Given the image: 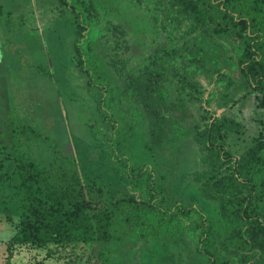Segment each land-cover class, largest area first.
Segmentation results:
<instances>
[{
    "label": "trees",
    "instance_id": "1",
    "mask_svg": "<svg viewBox=\"0 0 264 264\" xmlns=\"http://www.w3.org/2000/svg\"><path fill=\"white\" fill-rule=\"evenodd\" d=\"M59 1L75 13L79 35L73 61L90 83L79 46L87 26L70 0ZM75 1L84 18L95 17L96 10L87 0ZM135 1L147 8L150 2L151 13L161 26L187 35L198 30L183 51L171 48L166 52L169 57L180 55L182 67L164 68L156 58L135 76L126 75L124 81L128 92L140 97L148 118V150L156 151L165 141L191 137L202 152L204 168L194 174V180L200 197L214 204V218L195 204L172 199L150 165L130 164L119 151L122 139L115 137L116 124L106 115L113 134L111 159L126 175L132 192L108 196L96 177L79 174L74 158L57 144L47 167L21 154L14 156L6 178L16 180L19 221L9 244L97 242L102 264H132L144 242L184 241L194 245L205 264H264V135L259 133L235 156L224 138L242 124L209 110L212 100L219 108L237 103L248 95L238 96L246 87L261 94L264 107V0ZM221 38L235 43V56L228 53ZM115 59L111 58L112 66ZM236 68L241 81L230 72ZM198 73L215 79L221 89L206 96ZM98 89L103 99L105 89ZM169 89L175 92L174 100L168 99ZM192 100L203 103L204 113L187 126L177 124L173 116L185 118L186 101Z\"/></svg>",
    "mask_w": 264,
    "mask_h": 264
},
{
    "label": "rangeland",
    "instance_id": "2",
    "mask_svg": "<svg viewBox=\"0 0 264 264\" xmlns=\"http://www.w3.org/2000/svg\"><path fill=\"white\" fill-rule=\"evenodd\" d=\"M87 1L96 10L90 21L75 0L70 4L87 26L79 46L90 83L73 61L79 31L71 9L59 0H0V264H102L97 242L9 244L18 226L19 196L13 186L16 180L6 176L13 167L12 157L20 154L47 167L57 144L74 158L79 174L96 177L108 196L132 192L126 175L111 159L113 134L106 115L116 124L115 137L122 139L119 151L130 164L150 165L172 199L195 204L214 218V204L200 197L194 180V174L204 168L202 152L191 137L165 141L156 151L148 150V118L140 97L128 92L124 81L126 75L135 76L156 58L164 68L182 67L180 55L169 57L166 52L171 48L183 51L198 30L187 35L161 26L151 13L150 2L147 8L135 0ZM219 40L235 56V43ZM111 58H117L115 66ZM230 72L241 81L237 68ZM196 78L206 96L221 89L203 73ZM98 86L105 89L103 99ZM243 92L248 95L235 104L219 108L212 100L209 106L215 115L225 114L242 124L224 138L235 156L259 133L264 135L261 94L246 87L238 96ZM174 95L169 89L168 99L174 100ZM186 107L185 118L173 116L181 126L198 119L205 108L196 100L186 101ZM132 264H205V260L193 244L184 241H147L138 248Z\"/></svg>",
    "mask_w": 264,
    "mask_h": 264
}]
</instances>
